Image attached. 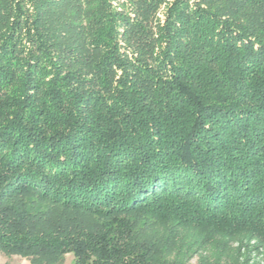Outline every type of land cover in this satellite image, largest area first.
Returning <instances> with one entry per match:
<instances>
[{"label": "trees", "instance_id": "trees-1", "mask_svg": "<svg viewBox=\"0 0 264 264\" xmlns=\"http://www.w3.org/2000/svg\"><path fill=\"white\" fill-rule=\"evenodd\" d=\"M0 253L261 264L264 0H0Z\"/></svg>", "mask_w": 264, "mask_h": 264}, {"label": "rangeland", "instance_id": "rangeland-1", "mask_svg": "<svg viewBox=\"0 0 264 264\" xmlns=\"http://www.w3.org/2000/svg\"><path fill=\"white\" fill-rule=\"evenodd\" d=\"M255 253H256V251H254L253 252V255H255ZM5 257V254H1L0 253V259L1 258H4ZM14 255H8L7 256V259H6V263H3V264H12L11 263V259L13 260L14 258ZM72 254L70 253V254H68V255H64V261H63V263L62 264H73L72 263ZM258 259H260V256L258 255ZM198 261H199V258L197 257V256H195V257H193L192 259H191V261L189 262V264H197L198 263ZM261 264H264V261L262 260L261 262H260ZM2 264V263H1Z\"/></svg>", "mask_w": 264, "mask_h": 264}, {"label": "crops", "instance_id": "crops-1", "mask_svg": "<svg viewBox=\"0 0 264 264\" xmlns=\"http://www.w3.org/2000/svg\"><path fill=\"white\" fill-rule=\"evenodd\" d=\"M68 254H70V253H67V254H65V255H68ZM7 256H8V255H5L4 258H1V259H0V264H1V263H2V264H3V263H6ZM13 258H14L13 260L11 259V263H12V264H31L30 261H29L28 259H26V258H22V257L17 256V255H14ZM63 261H64V260H63ZM72 263H73V257H72Z\"/></svg>", "mask_w": 264, "mask_h": 264}]
</instances>
